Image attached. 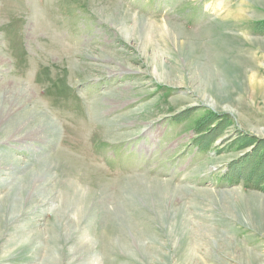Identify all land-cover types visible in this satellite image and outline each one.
Instances as JSON below:
<instances>
[{
	"label": "rangeland",
	"instance_id": "1",
	"mask_svg": "<svg viewBox=\"0 0 264 264\" xmlns=\"http://www.w3.org/2000/svg\"><path fill=\"white\" fill-rule=\"evenodd\" d=\"M9 94L0 264H264V0H0Z\"/></svg>",
	"mask_w": 264,
	"mask_h": 264
},
{
	"label": "bare ground",
	"instance_id": "2",
	"mask_svg": "<svg viewBox=\"0 0 264 264\" xmlns=\"http://www.w3.org/2000/svg\"><path fill=\"white\" fill-rule=\"evenodd\" d=\"M231 14V12H230ZM24 93V92H23ZM26 95V93H25ZM21 96V95H20ZM24 95H22L23 97ZM25 98V96H24ZM30 99V98H29ZM5 100V108L2 109V111L0 112V129H3L4 128H7L8 131L5 133V136L7 140H11V141H14L16 142L17 140V136L16 138L15 137V133H19L21 130H25L24 128H27V120H25V118L23 119L22 116H24V114L22 113L23 111V104H22V101H20L21 99L19 97H17V95H7L5 96L4 98ZM28 102V101H27ZM25 110V108H24ZM23 114V115H22ZM28 119V118H27ZM12 125H16V127H13ZM41 128L39 129H35V130H32L30 133H25L23 135H21L22 139L23 138H27V137H30L32 138L31 141H34V140H37L39 141L38 143H42L41 145H45L47 143V139L43 138L45 132L43 133V125H40ZM39 126V127H40ZM34 135V136H33ZM9 137V138H8ZM14 138V139H13ZM21 140V139H20ZM46 140V141H44ZM37 141H34V143H36ZM32 143V142H31ZM1 144V143H0ZM29 146H31L29 143H28ZM37 150V149H36ZM46 165V164H45ZM44 165V166H45ZM47 166V165H46ZM6 180V179H5ZM39 181H42L41 178L40 179H34L33 180V183L30 185L29 184V189L26 190L28 191V195L30 197H34L35 195L38 196V194H41V193H44V191L47 189V186H46V182L44 185H39ZM18 185H21V184H18ZM46 186V187H45ZM26 189H27V185H26ZM31 194V195H30ZM104 197V196H103ZM105 198V197H104ZM105 202V201H103ZM103 202H101L103 204ZM45 204V203H44ZM34 211V209H31L30 211H28V214H32V212ZM35 212V211H34ZM77 232V231H76ZM55 235V234H53ZM74 235V234H73ZM74 237V236H73ZM73 237H70L69 239L73 238ZM76 238H81V239H87L88 237H85L84 233H80L79 235H75ZM49 238V237H48ZM53 238V237H52ZM65 240L67 239L66 237H64ZM38 239V238H37ZM39 239H42L41 237H39ZM27 240V239H26ZM26 240L24 241L23 240V243L26 242ZM49 240V239H48ZM59 240H62V236H58L56 235V239L55 241H57L58 243L60 242ZM36 241V240H35ZM53 241V240H52ZM51 241V242H52ZM86 241V240H85ZM48 242V241H46ZM110 242V241H109ZM37 243V242H36ZM42 243V242H41ZM62 243V242H61ZM112 243V241H111ZM47 243H45L46 245ZM55 244V243H54ZM28 245V243L26 244ZM25 245V246H26ZM40 244H38L39 246ZM53 245V244H52ZM110 245V244H109ZM24 246V247H25ZM58 244H55L53 250L51 248V252H48L45 251L43 252L44 253V257L41 258L40 260V263L41 264H44L46 263L47 261L50 262V264H101V261L95 263V258H96V255L94 254L92 250V248H94V246H85V244H83L82 242H73L71 243V245H69L67 247V250H69L70 252L69 253H64L63 254V258L62 259L60 256H59V252L57 250V247ZM67 246V245H66ZM44 247V245H43ZM37 250L39 249H43L41 247H36ZM107 249V248H106ZM49 250V249H48ZM108 251V250H107ZM109 252V251H108ZM107 252V253H108ZM115 250L113 248H110V255L112 254H115ZM109 255V254H108Z\"/></svg>",
	"mask_w": 264,
	"mask_h": 264
}]
</instances>
